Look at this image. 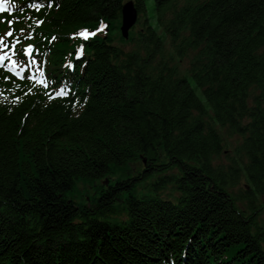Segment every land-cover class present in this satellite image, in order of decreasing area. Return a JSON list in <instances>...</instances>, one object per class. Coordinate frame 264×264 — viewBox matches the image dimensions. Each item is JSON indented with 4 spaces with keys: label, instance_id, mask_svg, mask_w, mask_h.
Masks as SVG:
<instances>
[{
    "label": "trees",
    "instance_id": "trees-1",
    "mask_svg": "<svg viewBox=\"0 0 264 264\" xmlns=\"http://www.w3.org/2000/svg\"><path fill=\"white\" fill-rule=\"evenodd\" d=\"M125 1L31 11L71 91L0 100V264H264V0Z\"/></svg>",
    "mask_w": 264,
    "mask_h": 264
},
{
    "label": "snow or ice",
    "instance_id": "snow-or-ice-1",
    "mask_svg": "<svg viewBox=\"0 0 264 264\" xmlns=\"http://www.w3.org/2000/svg\"><path fill=\"white\" fill-rule=\"evenodd\" d=\"M7 3V0H0V12L5 10V5ZM45 5L42 2V0H39V2H36V0H33V2L28 3L27 7L34 9L36 11H39L41 8H43ZM48 7H51V4L47 5ZM13 8H15V5H12ZM21 11H23V8H21ZM16 21H8L9 25L15 23ZM33 23L38 27L44 23L42 20H34ZM31 27V26H29ZM21 33H23L25 30L21 29ZM96 33L91 32L89 33L87 30H82L81 32L78 33L79 36L83 37L85 40L89 38V36H94ZM7 37H13L14 33L13 31H8L5 34ZM32 38V32L29 31L26 36H24V39H31ZM56 37H52V40H55ZM22 41L19 37H16L11 44L6 42L5 36H0V65H3L4 61L7 60V70L9 72L14 73L15 76L20 77V78H25L24 74L27 69L30 68L31 65H35L37 61L32 57L33 49L34 46L32 44H27L23 49H22V54L21 50L17 49V45L21 44ZM5 49H8L5 51ZM83 46L81 48L77 49V55L82 54ZM11 53V54H10ZM71 67V65H69ZM37 72L40 73L41 76L44 75L43 69H36ZM30 80L35 81L36 76L35 74H31L27 77ZM4 79H8V77H4ZM39 83L43 84L45 88L48 87V82L44 79H41L38 81ZM31 91V89H29ZM58 95H67L68 93L64 91L63 88L59 90L57 93ZM51 98V97H50ZM18 99V98H17Z\"/></svg>",
    "mask_w": 264,
    "mask_h": 264
},
{
    "label": "rangeland",
    "instance_id": "rangeland-1",
    "mask_svg": "<svg viewBox=\"0 0 264 264\" xmlns=\"http://www.w3.org/2000/svg\"><path fill=\"white\" fill-rule=\"evenodd\" d=\"M147 8H148V12L152 11V9H153V0H147ZM158 31H159V33H163L162 29H159ZM186 64H187V60L184 61L182 69L185 68L184 66ZM196 93H197V95L200 98L204 99V96H203V94H202L200 89H196ZM239 140L240 139L237 136L227 137V141H228V143H230V147H232V148L235 147V144ZM219 161L225 162L224 157L222 156L219 159ZM141 167H142V162L141 161L129 163L128 165H126L124 167V169H122V170L118 169V170H116L114 172V174L111 175L112 182H114L116 180V178H118L120 176L125 177L127 175H132V174L136 173L137 169H140ZM158 175H159V173H156V176H158ZM100 180H96V181L92 182V181L81 179V180L76 182L74 188L67 193L66 197L69 198V199L74 200L78 204L84 203V200L86 199L85 195H89V194L92 195L96 191V187L95 186L100 184V183L102 184V182ZM107 182H109V179H108ZM106 184L107 183H104L103 185H106ZM167 189L170 190V187H168ZM262 218H264V213L262 214Z\"/></svg>",
    "mask_w": 264,
    "mask_h": 264
},
{
    "label": "water",
    "instance_id": "water-1",
    "mask_svg": "<svg viewBox=\"0 0 264 264\" xmlns=\"http://www.w3.org/2000/svg\"><path fill=\"white\" fill-rule=\"evenodd\" d=\"M138 18L137 10L132 1H127L121 9V33L124 38L128 37L129 30L134 26ZM107 183V181H106Z\"/></svg>",
    "mask_w": 264,
    "mask_h": 264
}]
</instances>
